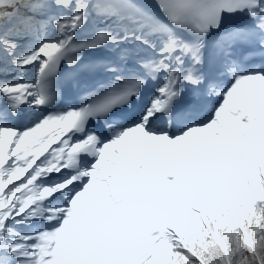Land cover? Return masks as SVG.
Segmentation results:
<instances>
[{
  "label": "snow or ice",
  "instance_id": "6c2138e0",
  "mask_svg": "<svg viewBox=\"0 0 264 264\" xmlns=\"http://www.w3.org/2000/svg\"><path fill=\"white\" fill-rule=\"evenodd\" d=\"M0 264H264V0H0Z\"/></svg>",
  "mask_w": 264,
  "mask_h": 264
}]
</instances>
